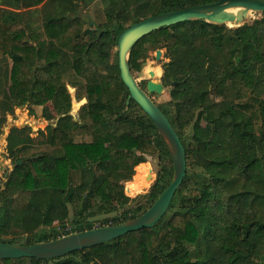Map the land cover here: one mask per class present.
I'll use <instances>...</instances> for the list:
<instances>
[{
  "label": "trees",
  "instance_id": "16d2710c",
  "mask_svg": "<svg viewBox=\"0 0 264 264\" xmlns=\"http://www.w3.org/2000/svg\"><path fill=\"white\" fill-rule=\"evenodd\" d=\"M217 1L104 0L105 21L96 35L90 19L63 13L73 10L75 0H0V63H10L0 77L3 112L50 104L56 116L43 145L26 142L25 128H13L7 137L12 169L0 184V243L61 238L46 230L68 219L70 205L74 218L65 235L94 229L90 219L135 201L125 195L123 183L131 181L136 166V172L147 166L145 156L157 153L163 164L149 192L102 226L134 219L152 206L172 180V161L151 120L134 101L126 104L117 54L115 63H107L110 46L117 45L130 19L134 24ZM50 2L52 13L45 11L35 24L37 7ZM260 14L234 28L203 20L164 27L129 52L133 74L149 53L165 50L169 60L162 80L171 87L170 100L156 105L186 154L185 178L154 227L51 260L0 259V264H264ZM83 99L73 115V102ZM120 126L126 131L118 132Z\"/></svg>",
  "mask_w": 264,
  "mask_h": 264
},
{
  "label": "water",
  "instance_id": "95a60500",
  "mask_svg": "<svg viewBox=\"0 0 264 264\" xmlns=\"http://www.w3.org/2000/svg\"><path fill=\"white\" fill-rule=\"evenodd\" d=\"M264 13V0H219L215 3L189 7L179 11L160 13L126 27L117 39V60L120 79L128 90L126 104L134 101L141 111L151 120L163 140L173 165V177L169 185L140 216L112 226H104L79 233H72L54 241L34 245L0 243V259L34 258L51 260L70 253L89 249L130 232L154 227L166 213L176 191L186 175V154L179 137L169 120L151 99V94H161L164 87L159 81H148L143 91L129 68V52L142 37L161 28L183 22L203 20L217 25H241L248 14ZM161 50L155 51L156 61L160 59ZM153 68V67H151ZM148 75L155 78L153 70ZM70 94L74 89L68 87ZM77 104V109L85 103ZM20 163V162H19Z\"/></svg>",
  "mask_w": 264,
  "mask_h": 264
},
{
  "label": "rangeland",
  "instance_id": "374dc122",
  "mask_svg": "<svg viewBox=\"0 0 264 264\" xmlns=\"http://www.w3.org/2000/svg\"><path fill=\"white\" fill-rule=\"evenodd\" d=\"M87 3L81 2V0L73 3V10H70L69 12L63 11L65 15L68 16H79L83 19H90V21H87L89 23V27L96 31V35L98 33L97 26L102 24L105 21V14L104 11L107 10V5L104 4V0H86ZM126 4H135V3H143L148 2L150 0H125ZM41 6L37 7L35 24L39 23L44 14L46 12L52 13L53 11V5L50 2L46 8H40ZM261 17L260 13H254L251 12L248 14L247 19L241 24H251L254 20L259 19ZM131 24V19L128 20L125 25L128 27ZM239 25V26H241ZM228 28H234L238 27L237 25H226ZM110 58L108 60V65L115 63L116 60V54H117V45H111L110 46ZM168 58L165 55V50H161V56L158 61H156L155 58V52L149 53V56L144 63V66L142 70L139 73H133V76L139 86L143 88L144 91H146V84L148 81H159L163 85V70L162 66L164 63L168 62ZM118 61V60H117ZM2 65V63H0ZM10 63L7 65L1 66V74L0 77L5 76V71L9 70ZM153 67V68H151ZM153 70L155 74V78L151 79V77L148 75V73ZM164 86V85H163ZM3 89L0 87V184L4 183L6 181V178L9 174V172L12 169V164L10 159H8V152H7V137L11 133L13 128L17 129H26V136L25 140L26 142L32 144V145H43L46 143L47 140V134L49 132V129L54 125L55 123V113L51 107L50 104H47L45 106H30L25 105L21 108H14L12 112H3L2 109V91ZM171 90L170 86H164V90L161 94H151V99L153 102L157 105H161L163 103H166L170 100L169 92ZM72 96L74 95L71 94ZM264 98V94H263ZM77 104L75 101L73 102V107L71 113L73 115L77 112ZM132 116L131 112H129ZM3 119V120H1ZM205 124L203 123V126ZM190 129H188L189 132ZM126 131V127L120 126L118 127V132ZM72 155L78 154V149L72 148L70 151ZM146 165H142L141 169L136 172V169L138 166L134 169V175L131 179L133 181L138 174H141L143 171H145V186L142 188V191L138 194L131 191L128 188V184L131 182L123 183L124 185V193L127 197L131 199H135V201H131L128 203V205L123 206L119 208V211L112 214L107 215H101L97 216L95 218L90 219L92 226L95 228H99L98 226L104 227L102 225H108L110 221L115 218L119 217L124 210H128L132 207H134L137 202L139 201V198L137 196L143 195L149 192L151 186L154 184V182L157 179V174L159 172V169L161 165L163 164V161L160 160V157L157 153L151 155V156H145V163ZM196 169V168H195ZM137 197V198H136ZM74 211H75V205L69 206V217L68 219L63 223H54L50 228H48L46 231L47 233H53L54 231L63 236H66L65 234L71 232L70 228V222L74 218ZM240 264H245L240 263Z\"/></svg>",
  "mask_w": 264,
  "mask_h": 264
},
{
  "label": "bare ground",
  "instance_id": "6f19581e",
  "mask_svg": "<svg viewBox=\"0 0 264 264\" xmlns=\"http://www.w3.org/2000/svg\"><path fill=\"white\" fill-rule=\"evenodd\" d=\"M145 171H143L141 174H138L136 178L128 184V188L136 194L140 193L142 188L145 186V180L147 177L145 176Z\"/></svg>",
  "mask_w": 264,
  "mask_h": 264
},
{
  "label": "crops",
  "instance_id": "0c3cea01",
  "mask_svg": "<svg viewBox=\"0 0 264 264\" xmlns=\"http://www.w3.org/2000/svg\"><path fill=\"white\" fill-rule=\"evenodd\" d=\"M6 9H10V10H12L11 8H6ZM33 9H34V8H33ZM14 11L20 12V11H25V10H14Z\"/></svg>",
  "mask_w": 264,
  "mask_h": 264
}]
</instances>
